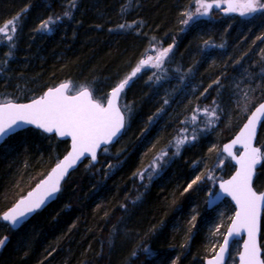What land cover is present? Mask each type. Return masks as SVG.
I'll use <instances>...</instances> for the list:
<instances>
[{"label":"trees","instance_id":"1","mask_svg":"<svg viewBox=\"0 0 264 264\" xmlns=\"http://www.w3.org/2000/svg\"><path fill=\"white\" fill-rule=\"evenodd\" d=\"M70 4L0 0V26L19 17L15 46L0 38V103L35 99L62 82L86 85L104 100L140 60L172 50L126 85L127 128L96 164L86 160L20 229L0 220V239L7 238L0 264H204L214 210L205 199L234 172L222 145L264 100V13L212 10L205 19L196 14L198 0ZM65 10L70 19L36 30ZM257 144L264 156V123ZM68 149L69 141L33 128L0 144V216ZM255 188L264 189V162ZM261 247L264 259V216Z\"/></svg>","mask_w":264,"mask_h":264},{"label":"snow or ice","instance_id":"2","mask_svg":"<svg viewBox=\"0 0 264 264\" xmlns=\"http://www.w3.org/2000/svg\"><path fill=\"white\" fill-rule=\"evenodd\" d=\"M226 2L228 4L227 11H238L241 16L257 12L264 13V2L262 0H226ZM198 3L197 15H206L207 10L212 7L211 4H206L204 0H198ZM201 7L205 9L204 12L200 11ZM217 7H219V4H217ZM70 8H75V0H71ZM71 15V10H65L63 17H56L55 19L49 17L36 30L50 32L52 25L63 18L70 19ZM185 15L188 16V19L184 20L183 23L187 24L188 20L192 19V16L187 13ZM18 23L19 17H16L9 19L3 26H0V38H2V42L8 43L10 48L15 46L14 38ZM119 27L125 28L126 25L121 24ZM127 27L132 26L128 25ZM152 39L155 40V37ZM171 50V46L162 50L155 49L157 52L155 58L149 55L147 59L140 60L131 73L112 88L106 100L107 106L98 99H94L92 91L86 85L76 86L75 94L68 95L69 85L67 83H62L58 87L48 88L39 99H33L30 104L9 103L0 105V140L15 134L24 125H36V127L43 129L45 132L55 130L61 136H69L72 141V151L63 160H60L55 168L52 169L49 177L41 182L42 185H46L49 181H53L51 186L46 189L44 195L37 199H32L33 193H29L27 199L20 200L13 208L0 216V220L8 222L9 226L13 228L18 227L27 218V213L39 209L45 203V200L52 198L53 194L59 191V181L63 179L68 169L73 167L80 157L87 153L90 155L91 160L94 161L96 159V149L101 144L110 143L112 138L117 136V133L124 127V115L116 104L121 91L145 67H160ZM125 108H127L126 105ZM204 111L207 113L208 110L205 109ZM261 114H264V103H260L255 108L247 123L244 124L239 136L232 141L231 145H226L224 149L229 155H232V145L237 142L243 144L242 154L238 158L234 157L239 164V170L230 180L220 184L221 190L230 195L239 208L235 214L229 235L233 234V230L236 235H239L242 230L247 234V240L243 242V251L240 253L241 264H264L256 240L259 209L261 203H264V192L258 194L252 188L253 168L260 153V148L252 146V139L255 135L257 120ZM210 115H215V110ZM192 139H195V137L193 136ZM187 141L188 138L186 136L177 140L176 154L179 153L180 146ZM103 150L107 151V148ZM164 155H167V153H164ZM153 166H155V162ZM139 176L141 179L144 178L143 173H140ZM200 179V176L195 177L188 184L185 191L192 188ZM216 198H219V194H217ZM6 239V237L0 239V246L5 243ZM227 243L228 241L225 240V245ZM224 251L225 248L222 247L220 253L217 254V260L223 259ZM209 264H212V262L209 261Z\"/></svg>","mask_w":264,"mask_h":264},{"label":"water","instance_id":"3","mask_svg":"<svg viewBox=\"0 0 264 264\" xmlns=\"http://www.w3.org/2000/svg\"><path fill=\"white\" fill-rule=\"evenodd\" d=\"M206 4H211L212 7L209 8L207 10V14L206 15H203L204 18H208V15L210 13V11L212 9L216 10V11H222L225 15H231L233 16L234 14H236L237 12H231V11H227V8H228V4L226 1H207L205 2ZM217 4H219V7H217ZM205 11V9H204ZM239 14V12H238ZM149 56V55H148ZM147 56V57H148ZM152 56V55H151ZM147 57L145 59H147ZM153 57V56H152ZM62 83H67L69 85V90L67 92L68 95H74L75 93H70V83L69 82H62ZM60 83V84H62ZM60 84L56 85L55 87H58ZM51 88H54V87H51ZM126 89V86L125 88L121 91V93L119 94V99L116 101V104L117 106L120 108V111L121 113L124 115V127L120 130L119 133H117V136L113 137L112 138V141L110 143H107V144H101L99 148L96 149V159L93 161L91 160L90 158V155L89 154H85L84 156L80 157L74 164L73 167L69 168L68 171H67V174L63 177V179H61L59 181V191L54 193L53 194V197L52 198H48L47 200H45V203L43 205H41V207L31 213H27V218L23 220V222L18 226V227H11L12 230H18L22 227V225L26 222H28L29 220H31L38 212L42 211L43 209H45L48 205H50L51 203H53L59 196L60 194V191H61V187H62V184L63 182L69 178V176L74 172L76 171L86 160H90L92 162V164H96L98 162V157H99V153L102 149L106 148V147H109L111 145H113L114 143H116L123 135L124 131H125V128H126V116L121 108V99H122V95L124 93ZM90 90V89H89ZM112 90V89H111ZM110 90V92H111ZM47 91V90H46ZM45 91V92H46ZM91 91V90H90ZM44 92V93H45ZM109 92V94H110ZM43 93V94H44ZM42 96V95H41ZM40 97V96H39ZM39 97L35 98V99H39ZM94 98V96H93ZM95 99V98H94ZM33 101L32 100H29V101H25V102H16V101H8V102H4V103H0V105H3V104H30L31 102ZM261 103H264V100L261 102ZM260 104V103H259ZM259 104L256 106L258 107ZM105 106L106 103L104 104ZM255 107V108H256ZM255 108L251 111V113L255 110ZM250 113V115H251ZM250 115L247 117L246 121L243 123V125L241 126V128L239 129V131L235 134V136L233 138H231L229 141L225 142L223 145H222V153L230 159L232 165L234 166V172L231 174V176H229L228 178H225L223 180H219L217 182V188H216V191L212 194H209L208 195V198H207V209L208 210H212L214 208H216L217 206H219L222 202H224L225 200H229L233 207L235 208V212H234V215H233V218L231 219V222L226 230V234L223 238V241L221 243V245L219 246L218 250L216 251V253L213 255V256H209L207 257L205 260H204V264H209V261L212 262V264H227L228 261H229V258H230V253H231V248H232V244L234 241H240L242 240V245H241V249H240V252L237 254L236 256V259H237V264H241V261H240V253L243 251V242L245 240H247V234L246 232H244L243 230L240 232L239 235H236L235 234V231L233 230V234L232 235H229V231L230 229H232V224H233V220L235 219V214L236 212L239 210L236 202L232 199V197L230 195H228L227 193H224L221 188H220V184H222L224 181H228L230 180L233 176H235L236 172L239 170V164L237 163V160L234 158H238L242 152H243V144L241 142H237L235 145H232V148H231V152H232V155H229L228 152H226L224 149H225V146L226 145H231L232 144V141L236 139L237 136H239L243 126L245 123H247V120L248 118L250 117ZM264 123V114H261L259 115V118L257 120V124H256V128H255V135L252 139V146L253 147H258L260 148L258 145H257V139H258V136H259V133H260V130H261V127ZM28 128H33L35 130H38V131H41L42 133L48 135V136H55L57 139L59 140H66V141H69V149L68 151L60 158V160H63V158L70 152L72 151V141H71V137L69 136H61L57 131H52V132H45L43 129L41 128H38L36 127V125H24L23 128L21 130H18L16 133L20 132V131H23V130H26ZM15 133V134H16ZM14 135V134H13ZM12 135H9L8 137L4 138L3 140H0V144H2L3 142H5L8 138H10ZM59 160V161H60ZM58 161V162H59ZM57 162V163H58ZM264 162V156H263V151L262 149L260 148V153H259V157H258V160H257V163L254 165V168H253V175H252V188L259 194V193H262L264 192V189L261 190V191H257L255 186H254V183H255V180H256V176H257V172L258 170L260 169V167L262 166ZM56 163V164H57ZM56 164L50 169V171L40 180L38 181L24 196L20 197L18 200H16V202L9 208H13L20 200L22 199H27L28 196H29V193H33V196H32V199H37L39 198L40 196L44 195L46 189H48L52 182L53 181H49L48 184L46 185H42L41 182L46 180L49 175L51 174L52 172V169L55 168ZM39 186V188H38ZM217 194H219V198L217 199ZM211 201H214V202H211ZM23 207V206H21ZM9 209H7L5 212H7ZM4 212V213H5ZM3 213V214H4ZM2 214V215H3ZM263 215H264V203H261L260 205V209H259V217H258V224H257V233H256V240H257V244L260 248V256H261V259H263V250H262V247H261V231H262V219H263ZM3 221V220H2ZM5 224H8V222L6 221H3ZM225 240L228 241V243L225 245ZM224 247L225 248V251L223 253V259L222 260H217L216 257H217V254L220 253V249Z\"/></svg>","mask_w":264,"mask_h":264},{"label":"rangeland","instance_id":"4","mask_svg":"<svg viewBox=\"0 0 264 264\" xmlns=\"http://www.w3.org/2000/svg\"><path fill=\"white\" fill-rule=\"evenodd\" d=\"M201 12H204V11H201ZM167 57L164 59L166 60ZM151 68L153 67H145L144 69H142V71L143 70L148 71ZM75 89L76 87L72 86L70 89L71 93H75ZM92 93H93L94 98L98 99L102 104L106 103V100L109 96V93H108L106 99L103 100V99H100L98 96H96L94 91H92ZM206 200L207 198L205 199V201ZM230 205L232 206V210H230ZM212 212H213L212 213L213 216L211 217V219H209L205 223L206 230L208 231L206 238L211 248V251H210L211 256H213L216 253L219 246L221 245L223 238L226 234V230L231 222V219L233 218L235 208L228 200H225L223 203H221V205L214 208ZM241 245H242V240L233 242L231 253H230V258L227 264H236L237 262L236 256L240 252Z\"/></svg>","mask_w":264,"mask_h":264}]
</instances>
